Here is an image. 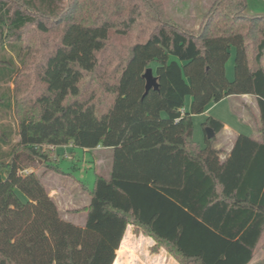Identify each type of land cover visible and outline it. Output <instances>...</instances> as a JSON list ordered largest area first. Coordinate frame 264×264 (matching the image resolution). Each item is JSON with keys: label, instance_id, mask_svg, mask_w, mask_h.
I'll use <instances>...</instances> for the list:
<instances>
[{"label": "trees", "instance_id": "obj_1", "mask_svg": "<svg viewBox=\"0 0 264 264\" xmlns=\"http://www.w3.org/2000/svg\"><path fill=\"white\" fill-rule=\"evenodd\" d=\"M247 7L246 0H214L189 31L161 0H0V264H113L127 226L152 238L150 252L162 248L178 264H252L264 254V13ZM42 23L64 26L77 46L94 48L112 32L142 40L128 45L102 87L91 76L100 65L95 55L85 61L43 43ZM33 54L42 85L34 104L41 112L60 98L49 106L46 138L23 144L9 84ZM148 68L158 89L144 95ZM94 88L97 100L88 98ZM241 95L255 98L258 139L238 135L224 163L211 146L215 136L204 151L187 144L193 114ZM202 126L215 135L224 127L213 117ZM70 142L112 150L109 178L95 174L88 192L83 226L61 217L36 170L41 161L56 171L55 153L43 145Z\"/></svg>", "mask_w": 264, "mask_h": 264}, {"label": "rangeland", "instance_id": "obj_2", "mask_svg": "<svg viewBox=\"0 0 264 264\" xmlns=\"http://www.w3.org/2000/svg\"><path fill=\"white\" fill-rule=\"evenodd\" d=\"M161 1L168 17L172 21L186 30L196 31L200 22L203 20L202 18L210 10L214 0ZM246 2L248 3V7L246 8L247 14H251L250 10L254 7L256 11L260 13L264 12V0H246ZM65 33V27L61 25L57 27H49L47 23H42L39 28V36L43 43H58L63 48H69V51L68 53H65V56H77L86 61L95 55L96 62L99 61L100 65L94 70L91 76L92 79L96 80L98 85H101L102 87L106 81L109 82V71L113 70V65L118 63L119 57H127L128 53L126 48L128 45L132 44L134 41L142 40L134 35L124 37L112 32L109 34L110 39H106L99 43L96 47L90 48L89 46L86 47L81 42L77 43V46L74 44V39L69 36L67 37ZM82 35L83 34L80 36ZM233 57L234 52L232 51V56L225 65V74L229 81L233 79ZM38 62V55L33 54L20 69V72L15 77L14 83L9 84V87L13 88L15 91L19 138L23 144H38L46 138V123L53 115L52 109L49 106H57L60 98L59 95L56 100L48 102L41 112L39 106L34 104L35 98L41 93L40 90L42 88V85H40L38 79L36 78V67ZM57 64L58 61L53 62L52 69L62 75L63 71L57 66ZM88 80L89 79L87 78L83 84H87ZM66 85L67 83L63 81L62 86L64 87ZM99 93L100 91L97 89H91L88 91V98L89 96H93V99L97 100L99 98ZM185 99L184 111H188L191 99L189 96ZM108 104V100L107 102L104 101L98 109L99 114L106 110ZM209 107L210 108L205 114H193V116L189 118L190 126L188 125L189 132L186 142L193 149L204 151L208 148L204 131L205 127L203 128L202 124L209 117H213L223 124L228 125L232 135L244 134L254 139H257V137L260 136L259 130L257 129L259 113L256 107V102L247 104V102L243 103L242 100L240 101L238 98L228 96L217 103H212ZM163 116L165 117L166 115L163 114ZM222 139L225 141L228 139V136L222 132L216 134L211 142V146L215 148L217 141H221ZM68 144L74 146L71 142ZM69 145L54 146L53 144H46L43 145L42 148L54 151L55 155L53 157V165L55 167L64 173H70L73 178L81 182L87 190H91L94 183L95 173L104 174L101 172L103 168L99 171V169L94 165L96 158L94 153L90 152L89 149L85 150L80 147H71ZM50 163L52 164V161ZM39 165H42L41 161L38 162V166ZM40 166L36 169L37 171L45 169L44 166V168H40ZM76 186V190L84 189L81 185ZM81 192L83 193V191ZM17 195L20 199H25L21 193L17 192ZM68 208L72 209L71 212H78V210H74L72 206ZM138 235H136V237ZM128 237L129 236H126V239L123 242V246L125 248L124 252L126 255L122 256L123 252L121 251L116 254L115 264H119L120 261L121 264H153V261L149 258L152 257L150 255L151 253H156L150 252V248L155 245L154 241L152 240L154 244L150 246H147L144 243L130 245L128 244ZM252 264H264V254L262 251H258L256 253Z\"/></svg>", "mask_w": 264, "mask_h": 264}, {"label": "crops", "instance_id": "obj_3", "mask_svg": "<svg viewBox=\"0 0 264 264\" xmlns=\"http://www.w3.org/2000/svg\"><path fill=\"white\" fill-rule=\"evenodd\" d=\"M262 1V0H261ZM251 14L254 13H260L256 11L255 7L251 8L250 10ZM262 13V12H261ZM264 13V12H263ZM234 98L242 100L243 103H253L256 102L255 98L249 95H241V96H232ZM257 107V106H256ZM210 108V107H209ZM208 108V109H209ZM203 112L202 114H205L207 111ZM184 111V109H183ZM187 111V110H186ZM259 124V121H258ZM223 131L222 133H225L228 136V139L223 141H217V145L214 148L217 151V158L219 163H224V160L226 159L227 155L229 154L232 144L234 139L239 135L235 134L232 135V132L228 125L223 124ZM258 127V126H257ZM221 133V132H220ZM216 136V135H215ZM260 137V136H259ZM257 137V139L259 138ZM226 138V137H225ZM230 138V139H229ZM69 145V144H67ZM71 147H76L75 145H69ZM86 150V149H85ZM90 152L94 153L95 156V163L94 165L104 174L100 173H95L103 176L104 178L108 179L109 178V173L111 169V164H112V150L109 148H102V147H96L94 149H90ZM55 167V166H54ZM56 171H45L43 170H38L37 175L44 185L45 189L49 193V196L53 199L54 203L57 206V209L59 211V214L61 217L68 221L71 222L75 225L78 226H83L85 222V217H86V212L83 211V209L88 205L89 203V194L88 192L90 190H87V188L78 180H75L73 176L70 173H64L61 170H59L57 167H55ZM104 170V171H103ZM76 185H81L83 190H76L77 186ZM83 191V193L81 192ZM72 206L74 210H78V212H71L72 209L68 208ZM82 215H81V214ZM126 231L120 241V245L115 253V256L117 253L120 251L123 252L122 256H125L126 253L124 252L125 248L123 246V242L126 239V236L128 237V244L133 245L136 243H144L147 246H150L153 243L152 238H147L143 237L142 235H136L132 234V228L131 226L126 227ZM152 257L151 261H153V264H178L174 258H172L164 249L158 250L156 253H151L150 254ZM116 259V257H115ZM115 263V260L113 264ZM253 263V261H252ZM121 264V261L119 262Z\"/></svg>", "mask_w": 264, "mask_h": 264}, {"label": "water", "instance_id": "obj_4", "mask_svg": "<svg viewBox=\"0 0 264 264\" xmlns=\"http://www.w3.org/2000/svg\"><path fill=\"white\" fill-rule=\"evenodd\" d=\"M143 79L145 80V92L144 95L150 90V89H158V84H157V79L156 77L153 75V71L151 68H148L144 75H143ZM205 131V136L207 140H210V138H212L215 135V132L211 129L206 127L204 129Z\"/></svg>", "mask_w": 264, "mask_h": 264}]
</instances>
